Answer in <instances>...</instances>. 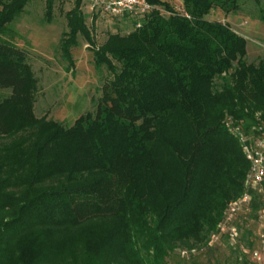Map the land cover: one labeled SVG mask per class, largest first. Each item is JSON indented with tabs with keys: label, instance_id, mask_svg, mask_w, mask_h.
<instances>
[{
	"label": "trees",
	"instance_id": "trees-1",
	"mask_svg": "<svg viewBox=\"0 0 264 264\" xmlns=\"http://www.w3.org/2000/svg\"><path fill=\"white\" fill-rule=\"evenodd\" d=\"M29 1L0 0V264H167L210 248L247 168L224 123L264 118V58L247 62L245 39L204 18L238 0H180L183 13L147 0L168 14L96 47L74 0L61 55L71 64L81 35L110 78L70 126L34 116L36 80L2 38Z\"/></svg>",
	"mask_w": 264,
	"mask_h": 264
},
{
	"label": "rangeland",
	"instance_id": "rangeland-1",
	"mask_svg": "<svg viewBox=\"0 0 264 264\" xmlns=\"http://www.w3.org/2000/svg\"><path fill=\"white\" fill-rule=\"evenodd\" d=\"M161 1L175 12L183 13L180 0ZM73 4L74 0H55L47 19L43 1H29L2 35L24 52L25 62L36 80L34 116L52 119L64 126H70L78 116L93 110L103 83L110 78L104 67L94 66L92 49L81 35H77L76 45L70 48L71 64L61 55L59 40L67 31L65 13ZM85 4L86 0H80L79 9L93 47L99 46L108 34H126L133 30L129 20L91 16ZM156 8L161 14H168L162 7ZM204 18L227 24L245 39L247 62L264 58V48L259 45L264 39V0H238L235 11L224 13L212 8ZM9 93L10 89L0 88V100ZM251 228L254 230L255 226ZM235 256L237 252L231 251L222 239L218 244L212 243L210 248L175 249L167 257V264H240Z\"/></svg>",
	"mask_w": 264,
	"mask_h": 264
},
{
	"label": "built area",
	"instance_id": "built-area-1",
	"mask_svg": "<svg viewBox=\"0 0 264 264\" xmlns=\"http://www.w3.org/2000/svg\"><path fill=\"white\" fill-rule=\"evenodd\" d=\"M155 8L147 0H86L85 4L91 16L129 20L133 28L139 27ZM259 45L264 48V39ZM254 118L246 125L229 119L224 123L237 140L247 168L241 192L226 203L208 244L223 239L252 264H264V118L258 114Z\"/></svg>",
	"mask_w": 264,
	"mask_h": 264
}]
</instances>
